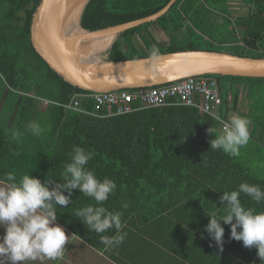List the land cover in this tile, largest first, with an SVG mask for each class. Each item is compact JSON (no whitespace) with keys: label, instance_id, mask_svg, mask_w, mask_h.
Instances as JSON below:
<instances>
[{"label":"trees","instance_id":"1","mask_svg":"<svg viewBox=\"0 0 264 264\" xmlns=\"http://www.w3.org/2000/svg\"><path fill=\"white\" fill-rule=\"evenodd\" d=\"M41 1L0 0V179L14 172L17 179L30 174L42 182L63 183L64 164L73 145L93 152L87 167L100 180L107 177L117 185L102 206L122 214L124 241L101 243V235L114 238L120 233L114 229L104 234L89 232L74 217L77 209L95 204L78 189L73 190L72 204L56 208L57 223L116 264H129L130 258L132 264H142L141 252L146 253L147 246L158 248L147 236L150 226L180 220L176 217L187 209L195 218L193 225L182 219L176 224L199 238L203 231L196 218L203 216L209 222L206 213L223 215V209L217 208L223 191L236 190L242 182L264 189V174L255 173L244 159L210 147L206 129L221 125L196 108L165 106L124 115L110 114L107 108L97 110L90 97L93 92L66 82L36 52L31 24ZM170 1L91 0L81 24L88 31L125 24L159 12ZM235 2L248 6V13L236 16L231 8ZM153 27L167 37L156 54L149 47L146 54L127 56L132 47L145 48L143 36L157 43ZM217 43L233 47L235 51L229 53L234 55L264 58V0H178L156 22L124 32L107 55L109 60L123 61L180 51L219 52ZM204 77L218 82L221 118L228 120L235 114L250 120L252 154L260 162L259 156L264 158V78ZM246 90L248 100L242 103ZM74 101H79V107L74 108ZM30 122L43 128L40 136L27 128ZM16 131L22 133L19 139H13ZM240 199L245 207L264 211V201L257 204L244 194ZM221 225L230 236V226L223 221ZM116 248L123 249V254ZM223 248L235 255L228 237ZM240 257L244 264H260L255 247Z\"/></svg>","mask_w":264,"mask_h":264},{"label":"clouds","instance_id":"2","mask_svg":"<svg viewBox=\"0 0 264 264\" xmlns=\"http://www.w3.org/2000/svg\"><path fill=\"white\" fill-rule=\"evenodd\" d=\"M213 118L219 121L221 127L206 129L210 147L229 156H238L240 148L249 142L250 120L235 114L228 120L219 116ZM27 128L37 137L43 132L37 122H30ZM21 135L18 131L12 133L13 139H19ZM92 157L93 152L73 145L69 161L64 164L63 183L42 182L30 174L19 179L14 172L4 174L0 179V226L4 228V234L0 236V264H23L24 261L34 260L37 255L50 260L61 258L69 239L75 234L67 235L65 228L57 223L56 208L72 204L73 190L77 189L85 197L93 199L95 204L77 209L74 217L79 218L89 232L104 234L114 229L120 233L114 238L101 235V243L112 245L124 241L127 234L121 231L122 214L102 206L117 185L107 177L100 180L87 167ZM241 194L257 204L264 201V189L257 184L242 182L236 190L223 191L218 200L220 207H216L223 209L224 214L218 218L216 214L206 213L210 219L205 225V232L210 246L214 241L222 252L225 243L223 221L230 226L229 239L241 241L245 248L255 247L260 264H264V211L245 207Z\"/></svg>","mask_w":264,"mask_h":264},{"label":"water","instance_id":"3","mask_svg":"<svg viewBox=\"0 0 264 264\" xmlns=\"http://www.w3.org/2000/svg\"><path fill=\"white\" fill-rule=\"evenodd\" d=\"M91 0H42L31 24V41L39 56L73 86L93 93L146 89L207 75L264 78V58L192 50L123 61L108 53L132 28L156 22L178 0L159 12L125 24L88 31L82 27Z\"/></svg>","mask_w":264,"mask_h":264},{"label":"crops","instance_id":"4","mask_svg":"<svg viewBox=\"0 0 264 264\" xmlns=\"http://www.w3.org/2000/svg\"><path fill=\"white\" fill-rule=\"evenodd\" d=\"M176 218L180 220L174 222L170 220L164 222L161 226L153 225L149 227L147 236L154 240L153 245L158 246V248L147 246L146 253L141 252L142 256L139 258L142 264H244L240 256L242 252H247L250 248L243 247L241 241L230 239L235 247V255L230 254L224 248L221 252L215 242L212 241L210 246L208 234L205 232V225L208 222H205L203 216H199L195 220L197 227L203 231L198 234L199 238H193L192 232H186L176 224L181 219L192 224L195 218L191 216L190 210H182ZM66 232L69 236L72 235L68 231ZM227 237L229 238L224 234V241ZM65 247L63 256L56 260H50L41 255L37 258L41 261V264H116L108 255L93 249L75 236L69 239ZM116 249L119 251L121 248ZM108 251L110 250L108 249ZM119 252L123 254L124 250L121 249ZM130 260L131 263L129 264H132L133 258H130ZM249 264H257V262Z\"/></svg>","mask_w":264,"mask_h":264},{"label":"built area","instance_id":"5","mask_svg":"<svg viewBox=\"0 0 264 264\" xmlns=\"http://www.w3.org/2000/svg\"><path fill=\"white\" fill-rule=\"evenodd\" d=\"M90 97L95 100L97 110L107 108L110 114L115 115L165 106H183L196 108L213 118L221 117L220 108L223 104L218 82L205 77H188L169 85L138 89L136 92L94 93ZM73 106L79 107V101H74Z\"/></svg>","mask_w":264,"mask_h":264},{"label":"rangeland","instance_id":"6","mask_svg":"<svg viewBox=\"0 0 264 264\" xmlns=\"http://www.w3.org/2000/svg\"><path fill=\"white\" fill-rule=\"evenodd\" d=\"M231 8L233 9V12L236 16L238 15H244V14H247L248 13V6H246L244 3L242 2H235L231 5ZM150 31H151V28H150ZM152 31L154 36L155 37L154 39H156V42L157 43H154L149 37L148 39L143 36L144 38V42L146 44L145 48H141V46H139L140 48H134L132 47L131 50H129L128 52H126V55L127 56H131V55H143V54H146L147 53V48H151L152 50H156L158 48H161L162 47V42L163 40H167V37L166 35L157 30L155 27L152 28ZM157 47V48H156ZM215 49L217 50H220L219 52H225V53H229L230 51L234 52L235 49L229 45H225V44H216L215 45ZM247 96V90L245 91V93H243L242 91V96H241V101L242 103L245 101L248 100V96ZM241 104V103H240ZM41 107V106H40ZM41 108H44V105L41 107ZM248 106H247V103L245 102V106L242 108V111L244 110V112L247 110ZM44 110V109H43ZM232 116V115H231ZM221 127V126H220ZM219 127V128H220ZM251 129V127H250ZM249 129V133L252 134V130ZM253 145L251 144V141L249 140L248 144L246 146H243L240 148L239 150V155L238 157H240L241 159H244L245 162H247L246 164L249 165V167L255 172V173H259L262 175L264 174V158L263 156H259L261 160L260 162H258L257 160V156L252 154L253 152ZM4 234V228L2 226H0V236H2ZM66 234L68 235V233L66 232ZM38 257L40 255H37ZM23 264H41V261L38 260V258L36 257L34 260L33 259H30V260H27V261H24Z\"/></svg>","mask_w":264,"mask_h":264},{"label":"bare ground","instance_id":"7","mask_svg":"<svg viewBox=\"0 0 264 264\" xmlns=\"http://www.w3.org/2000/svg\"><path fill=\"white\" fill-rule=\"evenodd\" d=\"M194 40V39H193ZM253 87V86H252ZM78 90V89H77Z\"/></svg>","mask_w":264,"mask_h":264}]
</instances>
